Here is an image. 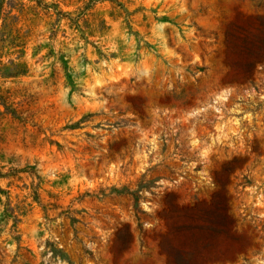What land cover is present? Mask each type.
Here are the masks:
<instances>
[{"label":"rangeland","instance_id":"obj_1","mask_svg":"<svg viewBox=\"0 0 264 264\" xmlns=\"http://www.w3.org/2000/svg\"><path fill=\"white\" fill-rule=\"evenodd\" d=\"M8 10L0 264H264V0Z\"/></svg>","mask_w":264,"mask_h":264},{"label":"trees","instance_id":"obj_2","mask_svg":"<svg viewBox=\"0 0 264 264\" xmlns=\"http://www.w3.org/2000/svg\"><path fill=\"white\" fill-rule=\"evenodd\" d=\"M14 8L13 5L9 6ZM10 10L6 11L3 17V23L0 28V49L2 47L20 48L24 47V41L19 29L15 25V16L10 15ZM61 13V12H58ZM0 64L1 60H0ZM9 66L4 64L0 67V74L2 77H12L25 73L24 63L9 61ZM0 103H5V96L0 91Z\"/></svg>","mask_w":264,"mask_h":264}]
</instances>
